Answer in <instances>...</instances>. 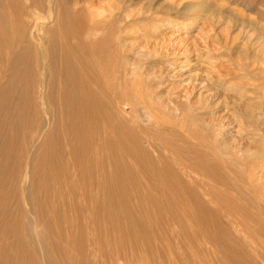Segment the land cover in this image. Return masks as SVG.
<instances>
[{
    "label": "bare ground",
    "instance_id": "bare-ground-1",
    "mask_svg": "<svg viewBox=\"0 0 264 264\" xmlns=\"http://www.w3.org/2000/svg\"><path fill=\"white\" fill-rule=\"evenodd\" d=\"M32 1L20 13L9 36L3 32L9 25L0 11V65L7 71L0 98L4 101L18 96L31 120H37L40 101L35 95L42 93L44 103L53 107L55 118L41 143L37 142L27 156L19 144L0 148V165L8 167V173L0 172V264H177L179 244L184 245L188 257L203 256L202 262L194 258L191 264H209L216 259H223L226 264H248L246 259L236 257L237 241L218 223L209 205L203 211L195 207L210 200L209 196L203 197V193L207 194L203 186L192 188L186 184L192 166L213 174L216 165L205 164L200 157L190 163L188 155L197 151L195 145L170 141L126 118L125 109L138 111L137 96L122 91L113 97L102 96L101 89L94 86V74L88 70L94 65V48L90 54L85 42L65 40L79 38L83 23L88 21L80 17L81 10H71L60 0ZM168 5L175 10L176 19L181 15L187 19L184 32L199 22L198 32L200 23L211 21L216 14L201 0H169ZM149 17L143 14L137 20ZM161 17L164 16L151 18L158 21ZM87 19L89 26L99 25L92 17ZM124 24L127 33L131 26L128 21ZM159 27L156 24L151 28ZM45 35L49 37L43 48L51 53L43 59L49 67V80L43 85L36 69L40 58L33 53V47ZM16 39L22 46L6 57L5 51L12 48ZM121 40L120 45H126L123 39H117ZM6 108L8 105L2 106L0 115ZM19 114H11L9 119L15 130L19 127ZM66 130L67 134H57ZM65 146L70 148L68 153H63ZM154 153L162 165L155 163ZM33 162L41 165L29 168ZM69 165H77L73 175L81 182V199L91 208L89 218L74 196ZM6 177H11L9 183ZM28 182L38 196L34 211L25 216L24 222L22 204L29 199L27 195L24 200L17 195ZM112 182L108 189L106 185ZM154 183L161 191L158 186L152 187ZM9 198H15L12 205L6 202ZM172 208L178 210V216H172ZM164 216H168L166 220L172 227L164 224ZM36 229L42 232L39 234ZM209 237L219 238L216 253L195 247ZM94 239L100 241L97 249ZM67 250L75 254L70 263L65 258Z\"/></svg>",
    "mask_w": 264,
    "mask_h": 264
},
{
    "label": "rangeland",
    "instance_id": "rangeland-1",
    "mask_svg": "<svg viewBox=\"0 0 264 264\" xmlns=\"http://www.w3.org/2000/svg\"><path fill=\"white\" fill-rule=\"evenodd\" d=\"M60 1L71 10H81L80 17L88 20L83 23L79 38L65 40L85 42L90 54L94 48V65L88 68L94 74V86L99 87L106 98L120 91L137 96L139 109L136 113L125 109L126 118L178 144L188 141L195 145L197 151L188 155L190 163L200 157L205 164L216 165L213 174L200 172L195 165L188 171L186 184L194 185V188L203 186L207 193H203V197H210L208 202L197 203L195 207L203 211L204 206L209 205L218 217V223L223 224L230 237L237 241L239 253L236 257L246 259L248 264H264V0H201L216 14L213 21H202L198 32L196 24L199 22L194 24V29L183 31L188 21L183 15L179 19L174 17L175 10L168 5L169 0ZM32 2L0 0V11L9 25L3 30L5 35L13 34L20 13ZM143 14L164 17L158 21L151 17L137 20ZM88 17L99 21V25L89 26ZM127 21L131 29L125 33L124 23ZM156 24L160 25L157 30L151 28ZM47 37L49 35L43 36L33 47V53L40 58L36 61V69L45 83L43 85L49 80V67L43 64L45 56L51 53L50 49L46 52L43 48ZM116 37L123 39L126 45L121 46L122 40L117 41ZM21 46L16 39L12 48L5 51V56L12 55ZM6 72V67L0 65V86ZM35 97L40 101L37 120H31L30 112L18 96L7 97L4 101L0 98V110L8 105L0 115V148L19 144L27 156L37 142L41 143L55 116L53 107L46 101L44 103L42 93ZM14 113H20L16 130L15 124L9 120ZM57 134H67V130ZM69 150V146L63 147V153ZM152 158L158 166L162 165L156 153ZM31 164L29 168L40 166L41 162ZM71 166L68 168L75 185L74 196L89 218L91 208L81 199V182L73 175L77 165ZM26 168L22 166L24 172ZM0 172L8 173V167L1 163ZM9 181L11 177H6V182ZM27 184L17 195L23 200L27 195L29 199L22 204L25 213L21 220L24 222L27 221L25 216L34 211L38 196L32 185L30 187L31 183ZM112 186L113 182L106 185L108 189ZM157 186L158 183L152 185L153 188ZM157 190L161 191L159 186ZM9 199L6 202L12 205L15 198ZM171 214L178 216V210L172 208ZM164 224L172 227L167 220ZM36 232L40 234L42 231L36 229ZM243 232L248 236L244 237ZM218 240V237L202 239L195 247L216 253ZM99 244V239H94L96 249ZM63 247L66 249L65 244ZM184 249V245L179 244L175 253L177 264H191L194 258L203 261L202 255L188 257ZM65 254L69 263L75 258L70 250ZM212 263L226 264L223 259L209 261Z\"/></svg>",
    "mask_w": 264,
    "mask_h": 264
}]
</instances>
